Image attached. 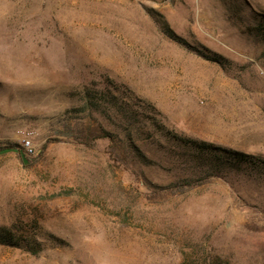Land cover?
Segmentation results:
<instances>
[{"label": "rangeland", "instance_id": "1", "mask_svg": "<svg viewBox=\"0 0 264 264\" xmlns=\"http://www.w3.org/2000/svg\"><path fill=\"white\" fill-rule=\"evenodd\" d=\"M146 116L264 160V0H0V230L36 251L0 264H264V178L163 191L207 169Z\"/></svg>", "mask_w": 264, "mask_h": 264}, {"label": "trees", "instance_id": "2", "mask_svg": "<svg viewBox=\"0 0 264 264\" xmlns=\"http://www.w3.org/2000/svg\"><path fill=\"white\" fill-rule=\"evenodd\" d=\"M162 32L165 33L167 36L171 35V33L167 28V25L162 26ZM124 89L126 90V93L130 95L131 97L130 101L133 99L135 100L134 94L131 93V91H129L125 86ZM116 93L121 94L123 97L125 96L119 90H117ZM106 95L108 97L111 96V94L109 93H106ZM85 98L87 100L88 105L90 106L92 104L91 102L93 101L92 95L89 92H85ZM108 100L111 101L110 99ZM140 102L142 105H145L146 107V108L142 107L143 110L149 109L151 111L150 112L151 115L162 118V120H164L163 115H161V113H159L150 103L146 101H140ZM132 108L133 106L131 107V109L127 111L128 117H131L130 112H133ZM144 120L149 125L153 133L158 136L159 139L167 143L173 144L174 146H178V148L180 147L189 154H192L191 159L194 158L198 160L199 162L202 163L199 165H201L202 167L206 166L205 168L207 169L203 173L204 175H202L201 177L197 179H190L188 181L183 182L181 185L180 184H176L172 186L170 185L169 187L162 189L163 191L164 190H171V192L177 190L184 191L187 189H194L208 183L212 178H217L219 176L217 170L219 169L222 161L225 162V172L238 173V171L240 172L242 170L244 173L248 174L249 177L258 175L264 178V160L261 158L243 155L238 152L222 149L220 147L203 142L197 144L195 142H189L183 138L177 137L171 131H168L167 128L163 125L161 120L155 121L154 118H149L147 116ZM9 152L16 153L17 156L20 157V159L22 160V156L20 155V152L14 149V147L13 148L6 147L0 149V154H5ZM21 244H25L24 246L28 248L27 252L33 255L36 253V251L33 249L34 247H32L30 243H23L19 239L12 238L10 233H8L6 230L3 229L0 230V245L18 247Z\"/></svg>", "mask_w": 264, "mask_h": 264}, {"label": "built area", "instance_id": "3", "mask_svg": "<svg viewBox=\"0 0 264 264\" xmlns=\"http://www.w3.org/2000/svg\"><path fill=\"white\" fill-rule=\"evenodd\" d=\"M23 134V133H22ZM23 139H22V147L25 150V152L27 153V155L32 154V144L30 142V137L32 136V133H26L25 135H23Z\"/></svg>", "mask_w": 264, "mask_h": 264}]
</instances>
